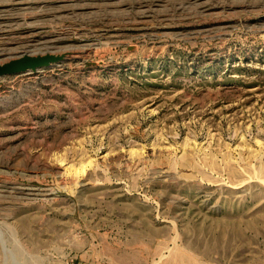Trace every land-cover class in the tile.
Masks as SVG:
<instances>
[{"label":"rangeland","instance_id":"1","mask_svg":"<svg viewBox=\"0 0 264 264\" xmlns=\"http://www.w3.org/2000/svg\"><path fill=\"white\" fill-rule=\"evenodd\" d=\"M0 264H264V0H0Z\"/></svg>","mask_w":264,"mask_h":264},{"label":"water","instance_id":"2","mask_svg":"<svg viewBox=\"0 0 264 264\" xmlns=\"http://www.w3.org/2000/svg\"><path fill=\"white\" fill-rule=\"evenodd\" d=\"M67 54L46 53L43 55H33L25 53L14 57L9 61L0 63V79L6 76L22 73H36L39 70L50 68L51 66L64 61Z\"/></svg>","mask_w":264,"mask_h":264}]
</instances>
